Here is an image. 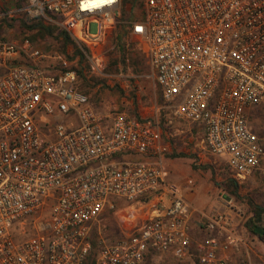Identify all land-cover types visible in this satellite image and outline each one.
<instances>
[{
  "label": "built area",
  "instance_id": "built-area-1",
  "mask_svg": "<svg viewBox=\"0 0 264 264\" xmlns=\"http://www.w3.org/2000/svg\"><path fill=\"white\" fill-rule=\"evenodd\" d=\"M137 1L128 21L121 0H24L18 12L85 46L94 75L123 26L172 116L167 124L199 128L206 152L243 182L264 166V135L249 123L264 107V0ZM160 109L101 116L63 57L0 36V264H85L92 252L94 264H143L149 252L226 264L222 254L243 243L237 217L202 214L203 238L193 239L196 210L184 195L193 181L169 180ZM107 212L121 215L113 240L103 235Z\"/></svg>",
  "mask_w": 264,
  "mask_h": 264
},
{
  "label": "rangeland",
  "instance_id": "rangeland-1",
  "mask_svg": "<svg viewBox=\"0 0 264 264\" xmlns=\"http://www.w3.org/2000/svg\"><path fill=\"white\" fill-rule=\"evenodd\" d=\"M17 0H0V36L9 40H19L29 38L35 31H28L22 25L24 22L32 24L36 18H30L24 13L18 12L21 8L17 5ZM122 20L131 19L140 9L139 2L132 7L129 3L124 5L121 2ZM4 19V21L2 20ZM45 23H54L46 20ZM60 28V26H58ZM123 26L117 29L107 38L104 46L105 64L102 74L90 72L86 61L79 63V57L76 56V49L67 48V54L72 60H66L68 67L81 70L80 90L89 95L91 104L101 116H111L118 112H125L135 117H150L156 113V108L164 106L159 89L153 79L150 77L149 66L138 49L135 40L128 35L125 41V48L132 53L126 55L125 66L122 65L120 52L114 46V40L122 31ZM61 29V28H60ZM62 30V29H61ZM128 32V31H127ZM72 38V37H71ZM73 39V38H72ZM74 40V39H73ZM77 44V42L74 40ZM44 53L50 55H60L58 50L59 43L54 38L47 37L45 40L38 39L34 42ZM78 45V44H77ZM80 46V45H78ZM133 58V60H132ZM116 61V64L114 63ZM53 64L52 69H56L55 60H49ZM118 71H111L113 65ZM76 70V69H75ZM108 70V71H107ZM158 122L162 128L164 139L171 144L173 153L169 156L172 160V168L181 171L183 178H191L195 184L205 190V197L211 199L213 203L223 202L218 206L221 210L230 211L237 220L242 222L243 226L247 219L253 215L251 203L264 207V166L253 172L243 182H236L238 188L234 194L233 187H228L231 179L235 180L229 172L225 161L216 156L206 154L200 149V136L196 132H189V126L185 123L172 119V124L167 121L172 118L171 114L164 108L157 113ZM250 127L258 135H264V107L254 108L249 116ZM194 165L196 167H194ZM172 169V170H173ZM236 181V180H235ZM232 199L231 204L228 201ZM124 205V204H121ZM119 204V206H121ZM212 206V205H211ZM211 207L206 211H211ZM105 216V215H104ZM105 225L103 235L110 240L120 236L119 221L114 214H108L103 217L101 222ZM238 226H242L241 225ZM239 227V228H240ZM96 240V235L93 236ZM143 264H200L196 257L179 260L173 256H148Z\"/></svg>",
  "mask_w": 264,
  "mask_h": 264
},
{
  "label": "crops",
  "instance_id": "crops-1",
  "mask_svg": "<svg viewBox=\"0 0 264 264\" xmlns=\"http://www.w3.org/2000/svg\"><path fill=\"white\" fill-rule=\"evenodd\" d=\"M148 117V116H147ZM144 118V117H141ZM182 123H185L189 126V131L191 134L192 132H196V134H199L200 136V149L204 150L206 154H208L205 150L204 144H203V132L197 128L196 126L189 124L185 121L178 120ZM172 124V123H171ZM164 134L162 135L163 140L166 142V144L169 146L170 152L165 157V163L169 171V180L178 184H183L186 181H188L191 178H183V174L181 171L176 170L172 168V160L170 159V155L173 153V148L170 143H168L164 139ZM220 158V157H218ZM222 159V158H221ZM224 160V159H223ZM225 161V160H224ZM226 164V163H225ZM173 169V170H172ZM193 186L184 189V195L186 199L190 202V204L193 206V208L196 210V213L193 214L191 219V231H192V237L196 240H201L203 238V232L201 230V226L203 223V217L202 214H211L214 211H222L218 208L223 202L213 203L212 200L207 197H205L206 193L205 190L201 187L198 188V186L195 184L194 180ZM237 182V181H235ZM212 205V206H211ZM211 207V211H206L208 208ZM224 210V209H223ZM119 217L121 215H117L116 219L121 220ZM236 217V216H235ZM239 224V220H237L236 226ZM242 222H240L239 225H241ZM236 228L238 235L240 236L242 240V244L238 248H233L229 250L228 252H224L222 255L226 259V264H264V242L261 241L256 235L249 232L245 225L239 228ZM148 255H156V253L149 252L146 255V258ZM159 255V254H157ZM170 255V254H169ZM160 256H168V255H160ZM172 256V255H170ZM194 255H192L190 258H192ZM145 258V260H146ZM145 262V261H144Z\"/></svg>",
  "mask_w": 264,
  "mask_h": 264
},
{
  "label": "trees",
  "instance_id": "trees-1",
  "mask_svg": "<svg viewBox=\"0 0 264 264\" xmlns=\"http://www.w3.org/2000/svg\"><path fill=\"white\" fill-rule=\"evenodd\" d=\"M17 5L19 8H22L25 3L24 0H17ZM122 4H130L132 7L136 6L137 0H121ZM4 21V19H2ZM46 19L43 17L36 18L32 21V24H27L24 22L22 25H24L28 31H35L32 36L29 37V39L34 43L38 39L45 40L47 37L54 38L58 41L59 46L58 50L60 51L61 55L64 59L72 60L70 56L67 54V48L73 47L76 49V56L79 57V63H82L83 61H86L85 53L87 54V48L85 46H78L74 40L63 30H61L56 24L54 23H45ZM3 27L2 24H0V29ZM122 31L117 34L115 40H114V46L115 48L121 53L120 56L122 57L121 62L122 65L125 66V59L126 55L130 54V58L132 57V53L130 52V49L125 48V41L124 39L127 38V30L124 27H121ZM24 38V37H23ZM23 38L19 39L22 40ZM133 60V58H132ZM116 64V61H114ZM115 64L112 66V69H109L111 71H118V69L115 67ZM89 66V64H88ZM79 75H81V70L78 68H75ZM108 71V70H107ZM194 167H196L194 165ZM228 187H233L234 194L237 192V184L235 180L231 179L230 182H228ZM253 215L250 216L247 221L245 222L246 229L251 232L252 234L256 235L261 241L264 242V207L256 205L251 203ZM111 214V212H107L105 214L108 215ZM104 216V217H105ZM97 238V234H96ZM93 244H95V241L93 240ZM149 257L151 255H148ZM147 256V257H148ZM95 261V252H92L86 259L85 264H94Z\"/></svg>",
  "mask_w": 264,
  "mask_h": 264
}]
</instances>
